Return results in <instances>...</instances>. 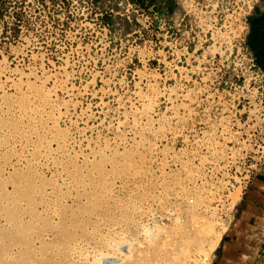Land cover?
<instances>
[{
	"label": "rangeland",
	"instance_id": "obj_1",
	"mask_svg": "<svg viewBox=\"0 0 264 264\" xmlns=\"http://www.w3.org/2000/svg\"><path fill=\"white\" fill-rule=\"evenodd\" d=\"M105 11L135 32L123 34L121 21L109 30ZM147 16L126 0H0V62L49 75L44 86L25 76L32 89L62 85L55 102L70 108L62 109L56 137L73 136L88 155L68 160L63 170L74 182L64 190L58 171L34 164L42 141L26 132V154L13 142L23 120L0 114V128L8 130L0 135V264H90L71 247L81 238L112 257L99 256L100 264H191L210 234L230 224L240 198L228 189L238 186L241 164L236 158L215 168V155L197 141L210 134L239 153L220 129L226 122L237 137L247 128L235 112L252 97L254 73L228 51L215 60L194 44L162 52V32ZM0 92L6 109L15 105L11 88ZM101 223L125 226L126 236L108 241L97 234Z\"/></svg>",
	"mask_w": 264,
	"mask_h": 264
},
{
	"label": "built area",
	"instance_id": "obj_2",
	"mask_svg": "<svg viewBox=\"0 0 264 264\" xmlns=\"http://www.w3.org/2000/svg\"><path fill=\"white\" fill-rule=\"evenodd\" d=\"M126 2L135 11H141L147 17L150 15L152 19L148 25L162 32L158 43L164 53L183 43L182 47L186 51L191 48V44H194L195 52H203L206 48L213 60L226 51L228 56L247 59V70L254 73L253 79L248 83L253 90L252 97L247 105H242V109L235 112L238 123L247 128L239 136L225 141V144L231 143V147L238 145L237 162L241 164V168L237 175L239 180L235 179V182L243 192L248 182L264 167V71L256 63L246 41L249 32L248 17L254 11L263 10L264 0H144L143 4L130 0ZM170 4L173 5L172 11ZM222 33L230 37L229 48L215 38ZM183 34L185 38H178V35ZM233 187L234 185L230 189ZM261 250L264 259V249Z\"/></svg>",
	"mask_w": 264,
	"mask_h": 264
},
{
	"label": "bare ground",
	"instance_id": "obj_3",
	"mask_svg": "<svg viewBox=\"0 0 264 264\" xmlns=\"http://www.w3.org/2000/svg\"><path fill=\"white\" fill-rule=\"evenodd\" d=\"M215 38L218 39L220 43H223L226 47H228V48L230 47V37L227 34L222 33L220 35H216ZM3 76H6V79L3 82V84L0 85V88H6V87L11 88L13 91V96H14V99L16 100V103H14L15 105L11 106L10 109H6V105L4 104V102H2L0 100V114L2 115L5 112H10V113H8V114H10L9 116L17 118V119L21 118L23 120V123H24L22 125L21 129L19 131L17 130V134H15L16 136L13 138V142H15L16 144L17 143L19 144L20 148H22L20 150H24L25 153H26V151H27V153H29L31 149L29 150L28 146H27L28 147L27 150H25V148H23V145H24L23 143L25 141V135L27 134L26 132H28V133L30 132V136H32L33 142H41L42 141L41 143L43 144V146L42 145H40V146L43 147L42 149H44V151H43L44 154H43L41 159H38L35 162L33 161L35 166H38L41 169H47V170L54 168L55 169L54 172L58 171V173L57 172L56 173L59 174V176L61 177L62 183L61 182L60 183L64 186V190L68 186L71 187V183H73L74 181L70 183L71 179L68 178V175L65 174V171L63 169L69 163L68 160L71 159V157H73V158L76 157L77 159L84 160L88 157V155H86L84 150L81 149L82 148L81 143L78 142L75 138H73V136L69 135L65 138H57L56 137V129L58 127V123H59L61 115H62V109L65 108L66 109L65 112H66L70 108L69 105H67V103H65L64 101L61 103L55 102V98L57 96V91L59 89H63L62 85L60 83L55 82L52 86H50V87L45 86L40 91H38L36 89H32L27 84L28 79L23 81L25 76L27 78H33L35 82H38L42 86H44L45 83L49 79V75L44 74V75L38 76L33 71H30L28 74H23V73L18 72L16 70H10L3 62H0V78ZM1 96L2 95L0 92V99H2ZM141 97H142V95L139 94L138 98L140 99ZM23 99H27L29 101V104L26 107H22V105H21V101ZM140 100H142V99H140ZM7 131L8 130L3 129L1 127L0 128V135H2L3 133H6ZM175 132H176V130L173 129L172 135H174ZM7 136L8 135H6V137ZM42 136H43V140L41 139ZM220 137L222 138L223 141H227L228 139H231L233 137L232 132L230 131L228 124L226 122H224L221 125ZM9 140H11V139H9ZM9 142H12V141H9ZM197 142L200 145H202L203 148H205L206 150H208V151L210 150L211 156L215 155V156H212V157H214L212 159V162L216 165L215 168L219 167V163L224 167V166H226V164L228 162L234 161L237 158V155H238L237 150H234V149H230V150L228 149L227 150L226 147H224V143L216 141L214 138L211 137L210 134L208 135L207 138L200 139ZM207 142H209V143H207ZM53 143L55 144V147L51 148ZM211 143H213V145ZM118 144L120 145L121 141ZM106 146H108V145H105V147ZM116 146H117V144H116ZM32 147L33 146L31 145V148ZM75 147H78L79 150L78 149L75 150ZM20 153L18 154L19 157H20ZM22 154H21V156H22ZM195 155L197 156V153L193 154V156H195ZM22 158H24V156ZM55 159L58 160V162L56 164L53 162V160L55 161ZM20 160H22V159H20ZM33 162H32V164H33ZM207 163H211V161H208ZM159 169H160V172H162V168H159ZM162 174H164V173H162ZM159 180L161 182V179H159ZM118 182L120 183L121 180H118ZM202 182L206 183L207 181L204 180ZM81 185H80V187H86V186H83V185L81 186ZM85 185H87V184H85ZM60 187H61V185H60ZM73 187H75V186H73ZM76 189H77V187H76ZM178 189H179V187H178ZM180 190H181V188H180ZM180 190H178V192H176V193H175V190L173 191L175 193V197L177 199L181 198V196H182ZM234 191H239L238 196L240 198V187L239 186H237V187L234 186L232 189H230V192L228 195H230ZM51 192H49L48 194H50ZM235 196H237V194L234 195V197ZM145 199L147 201V198H145ZM149 201H150V198H149ZM51 209H52V211H51V214H52V213H54L53 212L54 210H53V208H51ZM146 210H148V209H145V212H143L142 218H143L144 214L148 213V211H146ZM205 212H207L209 214H213L214 209L212 208V206L210 207L208 205L205 207ZM26 216H27V214H26ZM140 218H141V216H140ZM136 220H138V219H136ZM101 222H104V221H101ZM99 223H97V224H99ZM136 223H135V225H136ZM139 223H141V222H139ZM140 225H142V224H140ZM99 227L100 228L97 227V229H98L97 234L102 235L103 237L107 238L108 241H109V239H110V241H112V240L114 241V239H115V241H116V239H122L123 237L126 236V233H127L125 230L126 229L125 226L122 227V225L116 227V226H113V224L112 225H109V224L106 225V223H104V224L101 223ZM225 228L226 227H224V226H220L217 231L215 230L213 233L210 234V236H209L208 240L206 241V243L204 244V246L200 250L196 251V253L194 255V259L192 260L191 264H200L201 262H204V261H205V263L207 262L209 257L212 255L215 247L217 246ZM140 232H141L140 235L142 236V240H140V241H143L144 238H146L144 236L145 232H144L143 226L141 227ZM95 236L97 237V235H95ZM96 237H95V239H96ZM138 239H139V237H138ZM95 242L96 241H90V240H87L85 238H81V239L77 240L76 242L74 241V243L72 242L75 245L72 244L71 247L74 248L73 250H74L75 255L78 258V260L83 261L85 263H90V264H100L99 262H97V258L99 256H104V253L98 248V246L96 245L97 243H95ZM136 242H138V240ZM138 244H139V242H138ZM112 255H113V252H112ZM104 258H105V256H104ZM105 259L110 260V259H112V257L106 256Z\"/></svg>",
	"mask_w": 264,
	"mask_h": 264
},
{
	"label": "crops",
	"instance_id": "obj_4",
	"mask_svg": "<svg viewBox=\"0 0 264 264\" xmlns=\"http://www.w3.org/2000/svg\"><path fill=\"white\" fill-rule=\"evenodd\" d=\"M134 27L137 26L134 24ZM130 29L131 33L135 32L133 28ZM262 248L264 249V167L244 188L232 220L206 264H264Z\"/></svg>",
	"mask_w": 264,
	"mask_h": 264
},
{
	"label": "trees",
	"instance_id": "obj_5",
	"mask_svg": "<svg viewBox=\"0 0 264 264\" xmlns=\"http://www.w3.org/2000/svg\"><path fill=\"white\" fill-rule=\"evenodd\" d=\"M131 2H138L140 4L144 3V0H130ZM150 2H155L156 0H149ZM173 10V5L170 4V11ZM105 15L106 25L109 30L114 29V22L121 21L123 34H129L132 32L130 29V24L128 21L121 16H114L112 13H107ZM135 26H138L134 23ZM249 32L247 35V44L250 47L256 63L264 71V8L262 11H254L251 16L248 17Z\"/></svg>",
	"mask_w": 264,
	"mask_h": 264
}]
</instances>
